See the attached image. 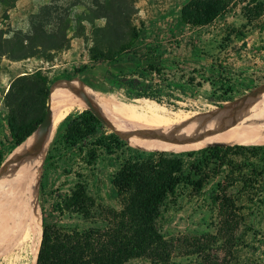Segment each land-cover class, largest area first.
Returning <instances> with one entry per match:
<instances>
[{
	"label": "trees",
	"instance_id": "trees-1",
	"mask_svg": "<svg viewBox=\"0 0 264 264\" xmlns=\"http://www.w3.org/2000/svg\"><path fill=\"white\" fill-rule=\"evenodd\" d=\"M17 1L0 0L5 18ZM66 1L69 7L63 18L56 17L62 24L55 30L34 27L27 35L13 33L9 36L0 29V56L15 62L36 57L51 63V52L68 47V31L84 38L85 23L94 32L102 31L95 23L106 17L99 13L98 8L91 7L87 0ZM94 1L100 7H109L106 13L109 11L110 14L106 15L108 21L105 24L113 31L115 43L113 49L109 47L104 50L97 41H92L88 49L90 58L109 65L124 61L131 64L145 62L152 64L150 72L159 76L156 64L163 62V55L144 47H134L139 38V31L134 27L127 26L128 41H123L118 30L111 25L117 17L124 20L129 17V13L126 14L121 8V0ZM237 6L245 24L239 28L224 29L219 49L231 46L236 55L245 50L264 58V0H189L175 13V22L177 27L201 35L202 30L212 27L218 18ZM72 24L76 25L74 29ZM252 33L262 38L257 46L254 40H246ZM237 44L240 45L237 47ZM187 46L195 48L192 37ZM176 58L179 61L185 59L182 55ZM207 68V82L220 92L217 102L228 104L243 95L231 85L234 79L230 76V63L216 58ZM86 69H75L68 77H77ZM193 81V78H189L187 85L192 86ZM52 84V79L42 70L23 72L12 80L4 97L9 137L6 144L0 146V166L12 148L23 143L43 121ZM216 91L213 96H216ZM158 94L160 89L147 87L138 91L134 99L158 102ZM80 110L76 112L81 114L62 122V129L51 143L44 160L46 164L53 161L56 158L54 151L61 158L65 154L68 158V154L73 159L76 157L80 165L79 170L73 173L74 187L68 194L57 197L55 208L60 215L75 214L83 219H89L94 212H99L105 227L67 230L48 225L43 218L36 264H127L133 260H142L144 264H171L172 244L160 231L164 220L163 208L167 204L175 205L184 191L190 196H198L219 177L221 180L217 182L211 197L213 233L183 239L182 243L185 254L194 257L196 264H233L236 261L237 233L247 223V212L254 202L251 197L261 191L264 182V146H213L180 156L167 154L169 151L165 150L140 152L126 146L134 141L109 118L93 108ZM100 125L110 134H106ZM126 153L128 155L124 156ZM101 154L121 158L119 169L111 180L118 209L99 207L87 193L85 179L94 172V164ZM194 156L199 159L189 161ZM233 187H237V194L246 199L244 203L239 204L227 193Z\"/></svg>",
	"mask_w": 264,
	"mask_h": 264
},
{
	"label": "rangeland",
	"instance_id": "rangeland-1",
	"mask_svg": "<svg viewBox=\"0 0 264 264\" xmlns=\"http://www.w3.org/2000/svg\"><path fill=\"white\" fill-rule=\"evenodd\" d=\"M87 2L91 7L98 8L99 13L106 17L95 23L97 27L102 28V31L94 32L87 23L84 24V38L77 37L74 32L68 31V47L55 53L51 52L53 57L51 63L36 57L15 62L6 56H0V146L6 144L9 137L4 97L12 80L23 72L42 70L52 79V83H55L62 79H73L68 76L75 69L87 67L83 73L74 78L87 84L108 88L110 91L132 99L136 98L138 91L147 87H151L152 90L160 89V94L157 95L158 102L152 100L159 105L175 112H205L227 103L216 101L220 92L207 82V67L210 66L211 61L220 58L230 63L232 67L230 72L231 78L234 79L231 81L232 87L240 91V94L243 93L242 96L239 95L232 100L233 102L229 101L231 103L225 106H232L251 97L256 92L264 90V58L255 52L245 50L240 55H236L231 46L220 50V40H214L218 32L214 33V37H207L202 33L201 35L192 34L187 28L177 27L176 12L164 8V0H121V8L126 14L129 13V17L127 20L117 17L113 19V24L111 22L123 41H128L127 26L134 27L139 31V38L135 41L134 47H144L150 51L154 50L157 55H163V62L156 64L159 76L154 72L151 73L149 67L152 64L145 62L131 64L124 61L109 65L93 61L88 53L92 41H97L104 50L109 47L113 49L115 36L105 24L106 20L108 21L106 15L109 11L106 13V10H109V7H100L94 0H87ZM68 7L69 2L66 0L56 2L18 0L14 8L7 12V18L0 7V29L9 36H12L13 33L27 35L34 27L37 29L42 27L46 31L55 30L62 24V21L59 22L57 18H63ZM72 27L74 29L76 25L72 24ZM249 36V40L253 39L256 46L257 42L262 40L257 34L252 33ZM190 37L194 40V49L186 47ZM239 45L237 44V47ZM177 55H182L185 59L179 61L176 58ZM167 60L169 61L166 62ZM189 78L194 79L192 86L187 85ZM215 91L217 94L213 96ZM83 108L88 107H74L63 121L81 114L76 111H81L80 109ZM101 128L106 134H110L102 126ZM61 129L62 126L59 127L53 140ZM131 144L126 146L140 152H155L153 150H157L135 141ZM14 149L15 147L12 148V151ZM186 152L189 151L166 153L180 156ZM68 155L69 158L66 154L61 158L62 156L58 157L54 151L53 156L56 158L53 161L47 164L45 160L43 161L39 186L42 219L44 218L48 225H57V227L67 230L102 229L105 224L99 212H94L89 219H83L75 214L60 215L55 208L57 197L68 194L74 187L73 173L79 170L78 165L80 164L75 159L76 157L73 159L70 154ZM126 155L128 153L124 156ZM262 156L264 157V154ZM197 159L199 157L194 156L189 161ZM120 163L121 158L116 159L114 156L101 154L94 164V172L85 179L87 193L99 207L119 208L111 180L113 174L119 169ZM220 180L219 177L210 182L198 196H190L187 191H184L179 195L175 205L167 204L163 208L164 220L160 225V231L164 238L172 244L171 264H196L194 257L185 254V245L182 241L213 233L211 197ZM227 193L232 195L239 204L246 200L237 194V187L230 188ZM251 198L254 202L247 212V223L237 233V259L233 264H264V182L261 191ZM127 264H144V262L133 260Z\"/></svg>",
	"mask_w": 264,
	"mask_h": 264
},
{
	"label": "bare ground",
	"instance_id": "bare-ground-1",
	"mask_svg": "<svg viewBox=\"0 0 264 264\" xmlns=\"http://www.w3.org/2000/svg\"><path fill=\"white\" fill-rule=\"evenodd\" d=\"M47 105L50 126L46 139L30 145L28 138L0 166V264H36L43 223L42 165L74 107L97 110L131 140L152 149L184 152L211 146L264 145V90L232 106L175 112L152 100L126 98L73 78L51 85Z\"/></svg>",
	"mask_w": 264,
	"mask_h": 264
},
{
	"label": "crops",
	"instance_id": "crops-1",
	"mask_svg": "<svg viewBox=\"0 0 264 264\" xmlns=\"http://www.w3.org/2000/svg\"><path fill=\"white\" fill-rule=\"evenodd\" d=\"M189 0H164V8H169L172 11L178 13L179 9L188 2ZM243 24H245L244 19L241 16L240 7L237 6L235 9L230 10L229 13L224 15L221 18H218L213 26L207 27L204 30H202V35H206L207 37H214V33L218 32V35H216L214 40H220L221 37H223L222 31L226 29L227 27H234L239 28ZM250 39V36L248 35L246 40ZM253 41V39L249 40Z\"/></svg>",
	"mask_w": 264,
	"mask_h": 264
},
{
	"label": "water",
	"instance_id": "water-1",
	"mask_svg": "<svg viewBox=\"0 0 264 264\" xmlns=\"http://www.w3.org/2000/svg\"><path fill=\"white\" fill-rule=\"evenodd\" d=\"M46 110H47V107H46ZM46 110H45V117L43 119V121L40 123V125L36 128V130L28 137V138H31V141H30V145L33 144V143H37V142H40V141H44L46 139V136H47V133H48V129H49V126H50V118L47 117V113H46ZM27 138V139H28ZM26 139V140H27ZM25 140V141H26ZM24 141V142H25ZM23 142V143H24ZM22 144V143H21ZM20 144V145H21ZM20 145H17L16 147L20 146ZM15 147V148H16ZM13 151H11L8 156H10L12 154ZM18 156V155H17ZM17 156L14 157V159H12L11 163L14 162L16 159H17Z\"/></svg>",
	"mask_w": 264,
	"mask_h": 264
}]
</instances>
